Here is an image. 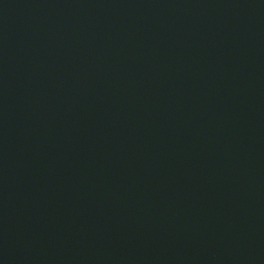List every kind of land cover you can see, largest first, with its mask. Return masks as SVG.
I'll list each match as a JSON object with an SVG mask.
<instances>
[{"label": "water", "instance_id": "water-1", "mask_svg": "<svg viewBox=\"0 0 264 264\" xmlns=\"http://www.w3.org/2000/svg\"><path fill=\"white\" fill-rule=\"evenodd\" d=\"M0 264H264V0H0Z\"/></svg>", "mask_w": 264, "mask_h": 264}]
</instances>
